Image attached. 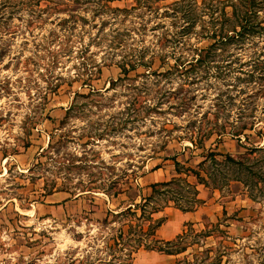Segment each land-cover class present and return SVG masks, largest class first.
<instances>
[{
	"label": "rangeland",
	"instance_id": "rangeland-1",
	"mask_svg": "<svg viewBox=\"0 0 264 264\" xmlns=\"http://www.w3.org/2000/svg\"><path fill=\"white\" fill-rule=\"evenodd\" d=\"M180 1L0 0V264L115 263L106 213L177 178L173 159L196 169L209 152L221 157L201 171L216 189L200 185L188 221L172 208L184 188L154 200L170 201L155 238L179 236L163 247L179 254L140 248L129 264H264V152L249 154L264 149V39L214 43L227 0ZM138 54L147 67L123 75ZM195 58L216 63L183 73ZM191 130L194 144L181 139ZM225 155L245 169L226 170ZM224 175L240 181L222 186Z\"/></svg>",
	"mask_w": 264,
	"mask_h": 264
},
{
	"label": "trees",
	"instance_id": "trees-1",
	"mask_svg": "<svg viewBox=\"0 0 264 264\" xmlns=\"http://www.w3.org/2000/svg\"><path fill=\"white\" fill-rule=\"evenodd\" d=\"M188 0H182L180 2H184ZM193 1V0H191ZM211 0H209L210 2ZM190 2V0H189ZM213 2V1H212ZM225 6H221L219 13L222 15V21L221 28L218 30V34L213 36V33L215 32V25L213 23V20H210L211 28L214 30L211 33V36H207L208 39L212 38L214 43L219 44H236V46L242 45L243 42L248 41L249 39H264V0H237L235 4L232 3V1L227 0L225 2ZM181 5V3L179 4ZM230 8V11L227 12V9ZM216 10V8L213 10V12ZM174 8L172 9V13H174ZM215 15V14H213ZM215 21V19H214ZM190 24V28H185V34L187 30H190L192 28ZM225 25H229L230 29L227 31L224 30ZM226 32V33H224ZM217 39V40H216ZM170 40L167 41V43ZM214 43L211 45L214 47ZM208 53V52H207ZM131 60L123 59L120 63V69L123 75H127L132 71H135L137 67H147L145 64H141L140 62L142 56L138 54L136 58L135 56H129ZM133 59V60H132ZM210 63H216L215 60L213 61H207L204 59H191L189 62H186V66H189V69H186L185 65L182 63L180 66L183 68V73H189L195 68H198L200 66H209ZM176 68H179V66H175ZM150 69V68H149ZM148 69V70H149ZM256 69V66H255ZM254 74V73H252ZM243 109L240 110L239 118L242 119L244 116ZM253 125L249 126L247 128L246 126H241L238 128V132H233L231 134L232 137L240 139V136L244 137V139H248V136L244 134V131H250L253 127ZM234 129V128H233ZM222 130V128H221ZM219 135H222L223 133L217 131ZM212 133V130L209 129L205 133H202L198 138L197 142L201 143L202 140H206L208 137H210ZM199 134V133H198ZM196 134V135H198ZM188 137H182L181 139L190 140L194 144V141L192 139L196 136L195 133L191 130L188 132ZM195 135V136H194ZM260 137L262 138L264 142V135L260 134ZM178 138V140H181ZM264 149H258L253 148L249 151L250 155H253L255 153H263ZM216 157H221V155H218L213 152H209L205 160L198 163L196 166V169L193 168H184L181 166L175 159H173L174 166H175V174L178 176L177 178H172L169 181L154 184L150 187L151 189V195L149 197H142L140 198L141 202L140 204L133 205L131 207H127L124 211L119 212L118 214H113L112 212H107L105 215L104 220V226H109L110 230L108 231V235L103 238V250H112L113 258L115 260V263L113 260H110L108 264H120L118 263L119 257L117 256V253L125 252L124 256L127 259V264L131 262L133 254H135L140 248H144L149 251H157L158 253H162L164 255L168 256H174L179 254L177 251H169L164 250L163 247H171L173 242L179 237H176L173 241L163 242L159 241L155 238V232L161 227V225L164 222V219L156 220L153 219V217L159 213H162L165 208H169L167 201L162 206L157 205V202L154 201L156 199L157 195L164 196V192L169 191L168 193L173 194V188L174 187H182L184 188L186 192V196L179 197L180 199L186 200V205H181L180 203H177L178 200H173V206L172 208L179 210L182 213H191L195 211L199 206L203 204L201 200L198 199V191L197 186H204L206 188L210 187L208 186V181H210V185L214 186L216 176L209 175V177L206 175L204 176L202 173V166L207 161L210 162V164H218V160ZM245 162L246 159L242 160H234L230 155L224 156V161L220 162L219 164H224L226 167V170H229L230 168L235 169L236 171L240 172L243 169H245ZM211 165V166H212ZM240 170V171H239ZM228 172V171H227ZM184 177H181V176ZM227 175V174H225ZM223 176L222 180V186H227L230 182H239V178L232 177V176ZM191 176L195 179L194 183H190L187 181V178ZM225 177V178H224ZM211 189H216L213 187H210ZM121 193L115 194V196L120 195ZM72 197L75 199L79 198L77 195H72ZM152 201H154L155 205L152 209L148 210L149 205H151ZM164 202V200H161ZM90 214H93L94 212L90 210ZM224 213V212H223ZM109 218L112 219V221L109 220ZM117 225V228L112 227V225ZM186 225V224H185ZM189 225V224H187ZM186 225V226H187ZM192 226V225H190ZM105 229H107L105 227ZM139 234L137 238L135 239L134 236ZM140 238V239H138ZM111 242V243H109ZM71 254L68 253L66 255L67 261H71L70 264H85L87 263V260L90 259L88 255L85 256L83 259H73L71 260ZM117 257V258H116ZM118 259V261L116 260ZM98 263H101V260H97ZM112 262V263H111ZM93 264V263H89Z\"/></svg>",
	"mask_w": 264,
	"mask_h": 264
},
{
	"label": "crops",
	"instance_id": "crops-1",
	"mask_svg": "<svg viewBox=\"0 0 264 264\" xmlns=\"http://www.w3.org/2000/svg\"><path fill=\"white\" fill-rule=\"evenodd\" d=\"M157 173V174H156ZM158 173H160L161 175H162V177H163V172H162V170L161 169H158V170H156V171H154V175H158ZM203 187L202 186H199L198 188H197V190L199 191V198H200V191H201V189H202ZM96 213H94L93 214V216L95 215ZM181 214V216H182V219L183 220H185V221H188V216L189 215H192L193 213H180Z\"/></svg>",
	"mask_w": 264,
	"mask_h": 264
}]
</instances>
